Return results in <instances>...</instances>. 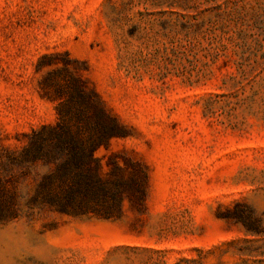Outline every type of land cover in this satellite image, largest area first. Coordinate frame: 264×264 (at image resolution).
Wrapping results in <instances>:
<instances>
[{"label":"rangeland","instance_id":"1","mask_svg":"<svg viewBox=\"0 0 264 264\" xmlns=\"http://www.w3.org/2000/svg\"><path fill=\"white\" fill-rule=\"evenodd\" d=\"M49 72L121 123L95 156L103 175L141 163L145 204L33 203L38 162L7 181L0 264H264V0H0L4 146L58 121Z\"/></svg>","mask_w":264,"mask_h":264},{"label":"trees","instance_id":"2","mask_svg":"<svg viewBox=\"0 0 264 264\" xmlns=\"http://www.w3.org/2000/svg\"><path fill=\"white\" fill-rule=\"evenodd\" d=\"M44 88L61 99L58 121L43 125L28 135L21 150L0 142V218L18 214L17 192L7 181L23 174L38 162L53 165L45 173L32 196V202L50 205L62 212L96 213L110 217L120 202L128 198L145 204L148 173L138 161H129L133 171L115 163L107 175L95 150L114 135L122 134V125L90 92L77 76L59 79L49 72ZM90 110L94 112L91 113Z\"/></svg>","mask_w":264,"mask_h":264}]
</instances>
